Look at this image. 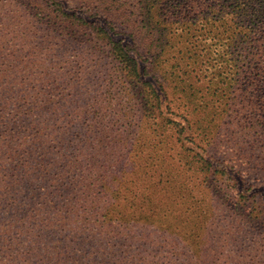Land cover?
I'll return each instance as SVG.
<instances>
[{
  "label": "trees",
  "instance_id": "16d2710c",
  "mask_svg": "<svg viewBox=\"0 0 264 264\" xmlns=\"http://www.w3.org/2000/svg\"><path fill=\"white\" fill-rule=\"evenodd\" d=\"M21 1L42 39L19 63L0 61V264H184L140 256L135 228L143 226L142 218L111 211L129 170L120 168L110 180L96 166H76L73 152L59 154L62 135L70 134L61 122L55 72L43 65L44 50L47 43L58 45L59 37L93 42L95 53L103 52L105 41L117 81L129 85L142 119L155 130L166 121L163 106L171 110L181 98L189 122L195 111L209 108L197 131L224 113L239 128L232 148L239 166L264 171V0H75L73 10L69 0ZM112 87L108 81L94 117L98 125L112 110ZM200 159L208 177L216 175L215 157ZM96 186L106 195L101 206L89 198ZM257 208L250 219L264 223V204Z\"/></svg>",
  "mask_w": 264,
  "mask_h": 264
},
{
  "label": "rangeland",
  "instance_id": "374dc122",
  "mask_svg": "<svg viewBox=\"0 0 264 264\" xmlns=\"http://www.w3.org/2000/svg\"><path fill=\"white\" fill-rule=\"evenodd\" d=\"M69 6L73 10L79 4L69 0ZM96 21L108 28L102 16ZM33 25V16L21 0H0V61L19 63L39 42ZM112 34L115 40L128 41L123 34ZM57 43L51 48L46 44L43 65L55 72L56 98L64 106L61 122L70 134L62 135L59 154L73 152L76 166H96L110 180L120 168L129 170L121 200L111 211L142 218L143 226L135 228L136 236L142 238L135 242L142 246L137 250L140 256L168 262L179 259L184 264H264V223L250 219L256 216L257 206L264 204V171H257L254 164L239 166L232 150L240 138L239 128L222 113L197 131L209 108L195 111L189 122L188 104L181 98L171 103V110L163 106L166 121L160 120L155 130L149 120L142 119L141 104L129 85L117 81L110 44L100 42L103 52L95 53L93 42L69 38L62 42L59 37ZM108 81L114 85L112 110L98 125L94 117L106 98ZM48 86L50 90L55 87L52 82ZM118 88L123 91L115 99ZM170 96L174 97L173 91ZM208 155L215 157L211 165L217 173L211 177L200 159ZM99 192L96 186L89 198L101 206L106 195ZM250 201V207L241 206Z\"/></svg>",
  "mask_w": 264,
  "mask_h": 264
}]
</instances>
